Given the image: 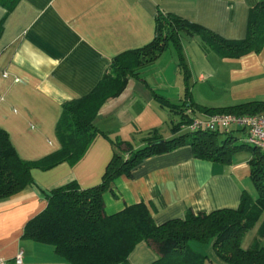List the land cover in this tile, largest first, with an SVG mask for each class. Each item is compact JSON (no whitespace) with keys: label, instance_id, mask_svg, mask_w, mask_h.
Returning a JSON list of instances; mask_svg holds the SVG:
<instances>
[{"label":"crops","instance_id":"obj_1","mask_svg":"<svg viewBox=\"0 0 264 264\" xmlns=\"http://www.w3.org/2000/svg\"><path fill=\"white\" fill-rule=\"evenodd\" d=\"M259 2L264 0H0V128L19 158L42 159L60 148L56 125L63 104L89 94L113 57L148 44L159 12L233 41L245 38L249 11ZM181 48L190 72L191 101L219 108L264 100V47L224 58L204 50L198 36L184 35ZM135 73L117 97L100 106L93 120L100 133L78 161L33 168L30 185L0 200L1 257L12 259L22 250V264H68L51 245L23 237L26 222L46 206V195L70 182L81 188L97 185L116 140L138 148L153 129L164 139L173 137L171 127L178 113L157 97L176 106L182 102L185 84L176 51L170 47ZM232 135L234 142H245L243 131L234 130ZM251 157L250 152L239 151L229 163L211 162L194 158L188 145L150 156L131 177L114 179L112 189L103 195L104 212L112 215L142 202L159 225L184 218L187 210L236 209L242 194L252 201L258 197L250 178ZM262 227L264 212L250 229L255 233L251 240L245 242L248 232L244 235V249L259 237ZM192 248L207 256L206 264H226L211 247ZM157 258L141 241L127 261L149 264Z\"/></svg>","mask_w":264,"mask_h":264},{"label":"trees","instance_id":"obj_2","mask_svg":"<svg viewBox=\"0 0 264 264\" xmlns=\"http://www.w3.org/2000/svg\"><path fill=\"white\" fill-rule=\"evenodd\" d=\"M198 36L204 50H214L224 58H235L246 52H259L264 47V2L257 3L248 15V26L242 40H225L215 33L170 13L155 17L152 40L139 48L124 51L112 58L101 80L86 96L63 104L56 135L60 148L36 161L18 157L8 134L0 128V200L9 198L32 183L33 168L49 169L61 162L74 163L86 152L100 133L93 120L100 106L117 97L135 71L159 59L170 47L177 55V67L183 75L184 95L180 105L161 102L176 109L178 121L171 127L173 137L164 139L157 129L143 138L144 145L134 148L129 141L116 140L101 181L81 188L76 182L52 189L46 195V206L29 219L23 237L49 244L55 254L68 264H128L134 246L147 242L158 258L149 264H206L207 256L190 243L211 247L216 257L226 264H264V227L259 237L246 249L241 246L246 232L264 212V152L236 143L232 132L185 130L190 123V110L209 115L261 114L264 100L208 108L191 101L190 72L182 54L181 37ZM184 129V130H183ZM188 145L196 159L229 163L239 151L252 154L250 178L257 190L255 201L242 194L236 209H217L208 213L187 210L184 218L155 224L142 203L125 206L112 215L104 212L103 195L112 189L114 179L131 177L133 170L150 156Z\"/></svg>","mask_w":264,"mask_h":264},{"label":"built area","instance_id":"obj_3","mask_svg":"<svg viewBox=\"0 0 264 264\" xmlns=\"http://www.w3.org/2000/svg\"><path fill=\"white\" fill-rule=\"evenodd\" d=\"M190 123L185 130L190 133L196 131L231 132L241 130L245 135V142L264 152V114H229L217 113L208 116H197L190 110ZM23 251L18 250L12 259L0 256V264H22Z\"/></svg>","mask_w":264,"mask_h":264},{"label":"rangeland","instance_id":"obj_4","mask_svg":"<svg viewBox=\"0 0 264 264\" xmlns=\"http://www.w3.org/2000/svg\"><path fill=\"white\" fill-rule=\"evenodd\" d=\"M236 143H243V142H242V141H241V142L238 141V142H236ZM254 234H255V233H252V231L249 230L248 233H247L246 236H245V240H244V241H245V242L250 241V240H251V236L254 235ZM245 242H244V243H245ZM190 244H191V246H196V245H198V244H194V245H193V243H190ZM213 264H214V263H213Z\"/></svg>","mask_w":264,"mask_h":264}]
</instances>
